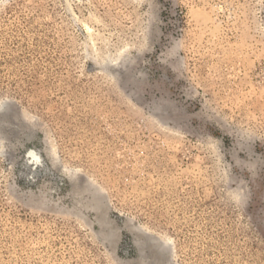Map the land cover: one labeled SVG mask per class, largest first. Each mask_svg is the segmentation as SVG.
<instances>
[{"label":"rangeland","instance_id":"rangeland-1","mask_svg":"<svg viewBox=\"0 0 264 264\" xmlns=\"http://www.w3.org/2000/svg\"><path fill=\"white\" fill-rule=\"evenodd\" d=\"M0 109V264H264V0H0Z\"/></svg>","mask_w":264,"mask_h":264},{"label":"bare ground","instance_id":"bare-ground-1","mask_svg":"<svg viewBox=\"0 0 264 264\" xmlns=\"http://www.w3.org/2000/svg\"><path fill=\"white\" fill-rule=\"evenodd\" d=\"M1 109H2V110H1ZM1 109H0L1 111H3V110H4V111H7V108H6L5 106H3Z\"/></svg>","mask_w":264,"mask_h":264}]
</instances>
